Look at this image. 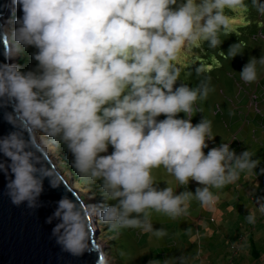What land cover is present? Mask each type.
<instances>
[{"label":"clouds","instance_id":"9594fccd","mask_svg":"<svg viewBox=\"0 0 264 264\" xmlns=\"http://www.w3.org/2000/svg\"><path fill=\"white\" fill-rule=\"evenodd\" d=\"M10 4L7 14L13 5L21 13L15 27L0 24V48L7 61L0 62V119L11 128L0 135L4 194L13 206L41 207L44 181L50 188L61 187L45 154L62 146L75 172L84 182L98 184L105 201L87 212L68 195L55 202L45 223L57 221L50 235L61 252L76 258L95 252L97 264H107L100 245L92 242L91 215L117 231L139 229L164 237V228L153 227V212L176 220L189 214L193 200L211 206L219 199L213 189L257 168L259 161L247 149L237 154L228 143L208 149L212 122L202 118L193 125L191 118L197 100H205L211 89L204 81L194 88L185 83L177 87L179 71L173 63L181 50L195 45L218 48L229 29L226 9L248 13L245 0ZM6 6L0 4V9ZM251 7L264 15L261 0H251ZM29 48L35 50L34 68L11 63ZM239 54L241 44L234 43L226 56ZM258 65L264 67V55L249 58L240 80L255 82ZM181 113L185 118H178ZM161 167L185 190L157 187L153 170ZM190 182L199 185L194 193L187 190ZM256 204L246 217L249 223H255L257 211L264 214V197H257ZM180 264L187 261L181 257Z\"/></svg>","mask_w":264,"mask_h":264},{"label":"rangeland","instance_id":"374dc122","mask_svg":"<svg viewBox=\"0 0 264 264\" xmlns=\"http://www.w3.org/2000/svg\"><path fill=\"white\" fill-rule=\"evenodd\" d=\"M245 3L250 6L248 13L226 9L231 15L229 29L227 34L221 35L222 43L218 48L210 49L207 43L198 44L181 50L173 63L179 71L177 87L185 83L194 88L204 81L211 89L205 100H197L191 118L193 125L202 118L212 122L208 149L220 143L230 144L237 154L247 149L253 153V159L259 161L257 168L251 174H241L238 181L223 189H213L218 192L219 199L211 206H201L193 200L189 214L176 220L153 212V227L164 228L167 231L164 237L142 233L139 229L117 231L91 215L92 227L97 233L96 244L100 245L107 264H149L150 261L180 264L181 257L187 264H222L225 261L238 264L233 251L225 246L230 243H237L241 248L239 254H248L240 264H264V214L257 211L255 223L246 220L249 212L257 208V197H264V67L257 66L258 78L253 83L245 84L239 77L250 57L258 59L264 55V15L251 7V0H245ZM19 13V8L13 5L3 25L9 29L15 27L14 15L17 18ZM234 43L241 44L242 54L231 58L226 54ZM18 61L19 56L11 63ZM20 65L26 70L23 62ZM178 118L185 116L181 113ZM208 149H204L205 154ZM47 153L57 172L79 192L77 194L88 208L105 202L99 185L84 182L72 168L68 152V162L64 161L66 151L62 147L52 146ZM153 177L157 187L169 186L177 193L185 190V186L179 185L162 167L153 170ZM77 178L80 183L76 184ZM197 187L195 182H190L187 190L194 193ZM186 229H191V233H186ZM251 235L257 245H262L257 260L244 252L243 241H240ZM230 238L235 240L229 241Z\"/></svg>","mask_w":264,"mask_h":264},{"label":"water","instance_id":"95a60500","mask_svg":"<svg viewBox=\"0 0 264 264\" xmlns=\"http://www.w3.org/2000/svg\"><path fill=\"white\" fill-rule=\"evenodd\" d=\"M0 4L8 6L0 9V24L7 17L10 0H0ZM0 62H7L0 48ZM11 130L10 126L0 119V135H5ZM45 159L52 172L56 175L61 187L50 188L48 181H44V192L40 197L42 206L36 211L28 210L24 205L13 206L4 194L5 178L0 174V264H97L98 254L93 252L76 258L61 252L51 237L53 224L45 223L55 208V202L62 195H68L78 202L80 207L87 212L86 204L80 200L75 191L66 183L52 165L48 156ZM90 224L92 222L90 218ZM92 242L96 244V231L92 228Z\"/></svg>","mask_w":264,"mask_h":264},{"label":"trees","instance_id":"16d2710c","mask_svg":"<svg viewBox=\"0 0 264 264\" xmlns=\"http://www.w3.org/2000/svg\"><path fill=\"white\" fill-rule=\"evenodd\" d=\"M14 18L16 19V15H14ZM35 50L34 49H32V48H29V49H27L23 54H21V55H19V61H18V63L17 64H21V62H23L24 64H25V66H26V70H30V69H32V68H34V66H35V62L31 59V55H32V53L34 52ZM62 147V146H61ZM63 148V147H62ZM64 149V148H63ZM66 151V150H65ZM67 155H68V153H67V151H66V155L64 156V161L65 162H68L67 160H68V158H67ZM76 175V174H75ZM75 183L77 184V183H80V181L78 180V178H77V181H75ZM244 239V238H243ZM243 239H241L240 241H243ZM248 240H249V254H250V256H251V258L253 259V260H257L259 257H260V255H261V252H260V247L262 246V245H257L255 242H254V240H253V238H252V236H250V238H248ZM231 246H233V247H235L236 246V248H238V246H237V243H235L234 245L231 243L230 245H229V250L231 251H233V255H235L237 252H238V249L240 248H238V249H236V248H232L231 249ZM230 264V263H229Z\"/></svg>","mask_w":264,"mask_h":264},{"label":"crops","instance_id":"0c3cea01","mask_svg":"<svg viewBox=\"0 0 264 264\" xmlns=\"http://www.w3.org/2000/svg\"><path fill=\"white\" fill-rule=\"evenodd\" d=\"M233 226H234V225H233ZM233 229H235V228H233ZM238 233H239V232H237V233L235 234V238H236V236H237ZM251 236H252V235H251ZM210 237H211V236H210ZM218 237H219V236H218ZM220 238H221V237H220ZM232 238H233V237H232ZM235 238H234V239H231V238H230V239H228V240H229V241H230V240H233V241H234ZM252 238H253V236H252ZM253 240H254V239H253ZM254 241H255V240H254ZM236 242H237V240H236ZM223 243L225 244V242H223ZM227 243H228V242H227ZM230 244H231V243H230ZM230 244H229V245H230ZM232 244H234V243H232ZM229 245H226V244H225V246H227L226 248H227L228 250H229ZM243 246H244V252H245V253H248V252H249V240H248V238H246V237L243 239ZM238 248H239V247H238ZM240 250H241V248H239V249H238V252L234 255V256L237 258L236 262H237L238 264H240L242 258H244V259H245V258H248V254H244V255H243V254H239V253H240ZM228 252H229V251H228ZM207 254H209V253H207ZM208 257H211V256H208ZM212 258H213V256H212ZM222 264H229V262H226V261H225V262L222 263Z\"/></svg>","mask_w":264,"mask_h":264},{"label":"bare ground","instance_id":"6f19581e","mask_svg":"<svg viewBox=\"0 0 264 264\" xmlns=\"http://www.w3.org/2000/svg\"><path fill=\"white\" fill-rule=\"evenodd\" d=\"M11 5V4H10ZM9 14H7V16H8ZM46 155L48 156L49 154L48 153H46ZM48 159H50L49 158V156H48ZM56 167V166H55ZM57 168V167H56ZM74 188V187H73ZM77 193H79L78 191H77ZM87 209H88V211H89V208L87 207ZM90 218H91V216H90ZM93 228V227H92Z\"/></svg>","mask_w":264,"mask_h":264},{"label":"built area","instance_id":"2783aa9c","mask_svg":"<svg viewBox=\"0 0 264 264\" xmlns=\"http://www.w3.org/2000/svg\"><path fill=\"white\" fill-rule=\"evenodd\" d=\"M232 248H236V246H235V247L231 246V249H232ZM236 249H238V248H236Z\"/></svg>","mask_w":264,"mask_h":264}]
</instances>
